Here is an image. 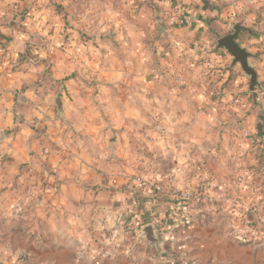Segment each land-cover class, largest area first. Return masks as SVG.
<instances>
[{
  "label": "crops",
  "instance_id": "1",
  "mask_svg": "<svg viewBox=\"0 0 264 264\" xmlns=\"http://www.w3.org/2000/svg\"><path fill=\"white\" fill-rule=\"evenodd\" d=\"M76 1L0 0V264H135L131 233L118 221L116 211L104 209L118 207L126 197V186L139 176L180 188H187L182 185L184 176L190 178L188 188L205 181L204 173L216 178L202 156L194 157L180 147L184 143L176 146L170 139L167 152L155 156L170 165L140 171L141 161L150 159L136 157L133 146L163 142L156 129H171L160 116L167 97L182 102L188 96L203 98L200 80L188 90L186 83L192 79L186 74L150 73V53L141 41L139 26L125 22L122 11L114 10L112 24L66 21V12L68 18H76L71 10ZM245 1L243 8L231 6L225 26H230L233 9H243L244 14L249 11L247 16L261 20L252 25L261 35L264 3L260 0V6L248 9L252 0ZM129 2L132 16H138L136 0ZM184 2L189 7L185 17L195 27L206 25V17L219 12L209 9L207 0ZM217 16L224 18L223 13ZM91 27L95 31L113 27L121 35L115 42L66 35L90 33ZM249 28L240 31L237 41L244 39L242 46L251 52L249 62L264 94V38ZM164 77L167 85L161 83ZM226 94L230 96V91ZM169 106L173 109L172 104L167 106V116ZM238 143H247L243 161L257 164L264 159L254 154L257 149L252 150L248 142ZM187 160L201 164L192 170L195 165ZM240 171L248 178L264 176V166ZM229 189L223 192L233 191ZM249 199L242 198L243 203L249 205ZM155 207L163 216L168 201ZM225 221L219 217L211 226L197 224L190 253L203 263L220 258L223 252L237 262L233 264H253L251 255H245L246 246L224 237ZM98 250L110 256L95 263Z\"/></svg>",
  "mask_w": 264,
  "mask_h": 264
},
{
  "label": "rangeland",
  "instance_id": "2",
  "mask_svg": "<svg viewBox=\"0 0 264 264\" xmlns=\"http://www.w3.org/2000/svg\"><path fill=\"white\" fill-rule=\"evenodd\" d=\"M207 1L209 9L215 8L219 11L208 15L207 20L210 16H217L219 13H223L224 18L211 19L202 27L185 23L184 18L189 7L184 0H136L138 5L134 4V6H137L136 13L139 17L132 16L133 6L129 0H77L72 2L74 6L71 8L73 13L76 12V18H68L67 15L70 13L66 12L65 20L69 19V22L89 20L91 25L100 24V22L112 24L116 19L114 10L122 11L121 14L123 13L125 22H131L129 24L133 27L134 25L139 26L141 41L148 48L147 53H150L151 66L148 67L150 73L164 76L166 74H186L188 78L192 79L186 83L188 90L192 84L194 85L197 78L200 80L203 98L197 99L194 96H188L184 98L186 101L182 102L178 97L173 99L167 97L165 109L160 116L165 125L167 122L170 123L171 129L168 131L167 128H163L162 131L156 129L164 137L160 139L163 142L156 143L154 146L139 142L133 146L136 157L142 160L141 154L149 156L150 159L141 161V165L138 167L140 171H147L146 169L151 167H154V170H159L162 166L170 165L171 162L167 159L159 161L156 157L167 152L168 139L175 145L177 144L176 146H180L178 143L182 142L185 145L182 144L180 147L184 148L185 152L188 151L195 155L194 157L202 156L207 163V170L216 177H205L204 183L209 182L210 179L220 180L219 182L223 184L222 192L225 187L230 188L229 191H233L226 192V194L238 197L241 202H243L242 198L248 199L249 197L250 204L248 203V206L256 208L255 212L264 217V176L255 177L254 175V177L248 178L244 175L246 172L240 171L245 168L261 170L264 166V159L256 161L257 164L248 159L243 161L247 143H238L246 141L250 144L248 136L245 135L246 132L256 135L261 142L263 141L264 112L261 109L264 108V94L262 85L256 86L257 89L252 90L250 77L244 72L241 65L233 62V56L225 48L217 46V40L220 37L233 31L232 26H225L229 9L231 6L243 8L242 5L245 3L244 0ZM247 1L250 0L245 2ZM262 2L264 3V0ZM259 4L260 0H252L250 4L246 5L249 9V5L255 7L260 6ZM233 12L237 13L235 9ZM248 14L249 11L245 15L240 13L241 16L234 18V24L241 23L245 28L251 27L249 28L250 32L254 33L255 31L260 35V29L254 30L252 25H257L261 20L254 15H249V17ZM231 21L232 19H230L229 25ZM113 30V27H109L102 31H95L91 27L90 33L70 32L66 35L69 37L76 33L84 37L83 39L105 37L107 41L115 42V38L121 34L113 32ZM134 37L137 36L134 34ZM260 37L264 38V31ZM73 40H76L75 37ZM241 41L242 45L244 39ZM233 78L236 81H233ZM164 79L166 78L161 79V83L167 85V80ZM228 91H230V96L226 94ZM170 104L173 109L169 106L170 110L167 116V106ZM251 114L254 116L251 117ZM245 119L248 121L246 120L247 124L243 125ZM155 120L158 123L160 121L159 119ZM160 135H156V137ZM232 136L236 138V141L231 142ZM225 139L227 144H223ZM249 146L255 150L252 144ZM247 148H249L248 145ZM255 151L254 154L259 155V159L264 156L263 151ZM185 163H193L195 168L192 170H196L197 164L200 162L187 160ZM239 172H242V175H237ZM155 173H160V171H155ZM197 180L201 181L202 179L199 177ZM181 181L182 185L188 188L190 178L184 176ZM199 183L197 182L195 187L199 186ZM222 218L225 219L224 216ZM230 227L228 222L224 224V237L238 242L230 236ZM235 227L243 228L241 223H236ZM253 227L258 232V239L238 243L246 246L244 247L247 251L245 255L248 253L251 255L253 264H264V245H261L264 242V222L255 224ZM219 255L220 258L216 256L214 259L216 264L237 263L223 252Z\"/></svg>",
  "mask_w": 264,
  "mask_h": 264
},
{
  "label": "built area",
  "instance_id": "3",
  "mask_svg": "<svg viewBox=\"0 0 264 264\" xmlns=\"http://www.w3.org/2000/svg\"><path fill=\"white\" fill-rule=\"evenodd\" d=\"M240 11L231 14L230 26H234V18L241 16L240 13L245 15L243 9ZM184 21L191 24L189 17H185ZM245 135L248 136L250 144L264 154L261 140L249 132ZM205 177L208 178L207 173ZM222 189L223 184L213 179L207 183L201 182L194 188H180L171 182L167 184L158 181L155 177L139 176L126 186V197L121 204L118 207L105 208L104 211H116L118 221L131 233L133 247L130 254L133 255V263L140 264L141 261L148 260L152 264H205L189 251L192 230L197 224L211 226L219 217L224 216L225 222L231 225L230 236L238 242H247L258 239V232L253 226L264 222V217L255 212L256 208L244 204L238 197L223 193ZM27 192L32 196L29 189ZM167 201L168 211L160 216L155 205H167ZM250 215L254 216L250 218ZM236 223H241L243 228H236ZM149 224L156 225L160 232L164 242L162 253L145 238L140 237L141 228ZM109 256L110 252L98 250L94 252L93 259L95 263H99ZM207 264L216 263L215 260H209Z\"/></svg>",
  "mask_w": 264,
  "mask_h": 264
},
{
  "label": "water",
  "instance_id": "4",
  "mask_svg": "<svg viewBox=\"0 0 264 264\" xmlns=\"http://www.w3.org/2000/svg\"><path fill=\"white\" fill-rule=\"evenodd\" d=\"M243 28L244 27L241 23L235 24L232 32L220 37L217 40V46L218 48H225L233 56V62L241 65L244 72L250 77V86L253 90L259 84V81L257 72L249 62V58L252 54L246 47H243L237 41L239 33ZM57 102L59 104V101ZM140 237L145 238L151 246H154L159 253H162V246L164 242L156 225L149 224L142 227Z\"/></svg>",
  "mask_w": 264,
  "mask_h": 264
},
{
  "label": "trees",
  "instance_id": "5",
  "mask_svg": "<svg viewBox=\"0 0 264 264\" xmlns=\"http://www.w3.org/2000/svg\"><path fill=\"white\" fill-rule=\"evenodd\" d=\"M58 6H60V5H58ZM217 18H218V16H212V17L210 16V17L208 18V21L211 20V19H217ZM258 85H261V83L259 82ZM258 85H257V86H258Z\"/></svg>",
  "mask_w": 264,
  "mask_h": 264
}]
</instances>
